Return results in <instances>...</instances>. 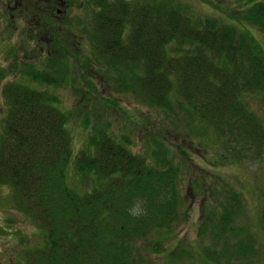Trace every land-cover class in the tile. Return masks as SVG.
Returning <instances> with one entry per match:
<instances>
[{
  "label": "trees",
  "instance_id": "1",
  "mask_svg": "<svg viewBox=\"0 0 264 264\" xmlns=\"http://www.w3.org/2000/svg\"><path fill=\"white\" fill-rule=\"evenodd\" d=\"M240 1L248 7L241 18H233L237 23L218 25L214 18L191 19L174 0H84L82 19L75 20L79 32L69 28L61 34L51 11L42 16L36 6L31 11L21 7L23 16L33 14L36 21L40 16L48 28L37 27L49 58L27 64L19 75L46 81L41 75L51 74L58 90L78 61L86 74L105 70L113 85L143 106L167 116L176 104L185 122L196 117L214 128L218 145L209 166L223 173L227 165L264 155V122L245 102L246 95L264 89V50L242 30L248 25L264 33V0ZM6 14L0 13V34ZM8 76L0 68L5 105L0 186L14 188L16 202L43 234L42 243L26 246L24 261L14 264H133L136 238L163 235L179 221L180 167L168 157L158 162L159 151L168 153L161 143L154 142L149 156L139 155L125 146L131 144L126 135L116 137L109 124L97 123L100 128L88 140L93 154L81 149L75 165L77 171L104 179L102 189L76 194L65 181L72 141L67 115L53 106L58 100L48 92L12 81L2 85ZM193 130H188L191 137L197 134ZM212 183L204 192L213 193V200L204 198L197 226L206 244L196 252L178 242L167 264H253L255 240L237 225L243 216L242 193L235 185ZM222 187L225 195L218 203L215 190ZM192 188L200 195L203 184L194 181ZM259 221L264 230V212ZM147 241L154 257L166 249L158 239Z\"/></svg>",
  "mask_w": 264,
  "mask_h": 264
},
{
  "label": "rangeland",
  "instance_id": "2",
  "mask_svg": "<svg viewBox=\"0 0 264 264\" xmlns=\"http://www.w3.org/2000/svg\"><path fill=\"white\" fill-rule=\"evenodd\" d=\"M174 1L181 8H187V15L191 19L214 18L218 25H235L237 22L234 19L241 18L248 7L240 0ZM83 3L84 0H68L65 6H61L62 33L65 29L68 32L69 28L77 29L75 32H79L80 28L76 27L75 20L82 19ZM4 9L5 6L0 4L2 15L6 14ZM18 13L19 11L13 10L10 12L15 17H19ZM26 18L18 21L16 28V24H13L7 15L5 23L1 27L0 68L5 69L9 75L2 85L12 81L32 90L48 92L58 100L53 103V106L67 115L66 128L72 138L71 156L65 170V181L69 189L80 196L102 189V180L104 179H98L92 172L77 171L75 165L76 157L81 149L84 148L83 150L93 154V145H90L88 140L100 128L97 123L107 126L109 124V132L116 137L126 135L131 144L130 147L126 144L125 146L139 155L149 156L154 142L161 143V146L166 148L169 154L164 155L163 151H159L158 162L162 158L168 157L173 165L180 167L177 180V188L180 193L177 207L179 221L163 235L156 233L152 239L149 238L150 235L136 238L132 243V263L167 264L165 258H168L170 249L178 242L180 245L195 249L196 252L199 247L206 244L205 238H200L198 235L199 209L204 198L213 200V193L204 191L206 187H211L210 183L216 181L217 185H235V188L242 193L243 211L241 215L243 214V216L239 217L237 225L248 230L255 240L256 255L253 264H264V230L260 227L259 221V216L264 212V180L262 178L264 155L254 162L246 161L239 166L227 165L222 170L223 173H217L213 166H209L210 160L216 158L214 151L218 145L217 136L211 131L214 128L207 120H199L196 117L190 123L186 121L189 123L186 124L181 115V109L176 104L173 111L171 110L172 113L169 111L167 116L161 110L143 106L133 96L125 94L123 90L113 85L111 79L106 77L105 70L98 71V73L90 70V74H86L79 70L78 61H76L72 73L67 72L66 77H70V80H64L58 90L55 83L50 82L52 78L55 79L51 74L41 75V78H45L46 81L35 80L28 75H19L27 64H37L40 63V59L49 58L46 54L48 50L45 48V41L38 35L43 32L31 25V18ZM39 27H43L44 30L48 29L44 27L43 23ZM243 28L241 27L242 30L248 31L264 50V33L248 25ZM77 56L79 58V54ZM15 67L20 69L18 73L15 72ZM38 69H42V67H38ZM43 71L45 70L38 72L42 73ZM46 72L49 73L50 70L47 69ZM37 74L35 73V75ZM245 102L249 109L264 122V89L259 94L246 95ZM4 110L5 105L0 97V138L3 135ZM68 111L71 113V119ZM189 129H194V133L197 132L195 137L190 136ZM203 129L206 131L203 132ZM182 150L186 151L185 155L181 153ZM221 151L223 152V150ZM189 157L193 158L194 162L189 160ZM198 165L199 167H197ZM203 166H206L204 171L200 169ZM194 181L203 184V191H200V195L192 188ZM222 188L219 192L215 190V198L218 203L223 201L222 198L225 195V191H222L226 187ZM16 200L18 201V198L14 188L0 186V264H14L16 260L22 262L25 258L26 246L32 249L35 245L42 243L43 234L37 223L21 209ZM212 222L213 224L217 222L216 217H212ZM147 239L151 242L158 239L165 244L166 249L161 252L159 257L150 254L151 247Z\"/></svg>",
  "mask_w": 264,
  "mask_h": 264
},
{
  "label": "flooded vegetation",
  "instance_id": "3",
  "mask_svg": "<svg viewBox=\"0 0 264 264\" xmlns=\"http://www.w3.org/2000/svg\"><path fill=\"white\" fill-rule=\"evenodd\" d=\"M68 0H0V4L5 6V9L8 12L19 11V17H15V15L9 14V18L15 23L16 28L18 27L17 22L21 21V19H27L26 15L23 16V11L21 7H26L27 10L31 11L33 6L38 7L40 10L44 12L42 16L50 15V11L52 12L51 18L54 21L55 26L58 28V33L61 34V6H65ZM26 11V10H25ZM17 14V15H18ZM16 15V16H17ZM32 19V26H36V28L41 25L40 21L41 17L39 16L38 21L34 20L35 16L28 17ZM29 23V20H28ZM44 25V24H43ZM45 27V26H44ZM43 28V27H42ZM52 35L51 33H49ZM47 35V34H46Z\"/></svg>",
  "mask_w": 264,
  "mask_h": 264
}]
</instances>
